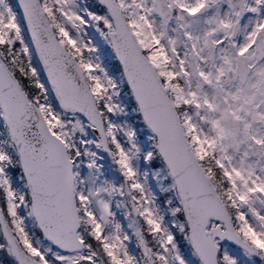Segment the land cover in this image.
I'll list each match as a JSON object with an SVG mask.
<instances>
[{
  "label": "snow or ice",
  "instance_id": "snow-or-ice-1",
  "mask_svg": "<svg viewBox=\"0 0 264 264\" xmlns=\"http://www.w3.org/2000/svg\"><path fill=\"white\" fill-rule=\"evenodd\" d=\"M0 264H264V0H0Z\"/></svg>",
  "mask_w": 264,
  "mask_h": 264
}]
</instances>
